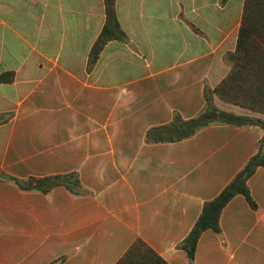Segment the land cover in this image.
<instances>
[{"label": "crops", "instance_id": "obj_1", "mask_svg": "<svg viewBox=\"0 0 264 264\" xmlns=\"http://www.w3.org/2000/svg\"><path fill=\"white\" fill-rule=\"evenodd\" d=\"M244 0H116L122 39L96 62L103 0H0V173H74L82 191H23L0 177V264H116L137 241L166 264H264V167L200 235L205 202L257 152L264 129L210 125L148 143L197 116L225 78Z\"/></svg>", "mask_w": 264, "mask_h": 264}, {"label": "trees", "instance_id": "obj_2", "mask_svg": "<svg viewBox=\"0 0 264 264\" xmlns=\"http://www.w3.org/2000/svg\"><path fill=\"white\" fill-rule=\"evenodd\" d=\"M103 1L106 14L105 24L91 47L90 65L96 62L108 41L123 38L115 15L116 0ZM224 59L230 66V70L213 91L206 92L202 111L188 120L175 115L169 124L148 130L146 142L181 141L210 125H230L240 128L257 125L264 129V120L226 112L217 108L213 103V97L216 96L226 104L264 116V0H244L236 48L234 52L227 53ZM258 167H264V136L258 143L257 152L232 181L214 199L203 204L193 228L178 246L186 253L190 262L193 261L196 244L202 232L211 230L217 233L219 231L222 209L234 196L242 195L250 207H256L250 198L246 181ZM0 177L14 183L23 191H39L48 194L57 187H64L73 194L82 191L79 179L74 173L27 180H19L1 173ZM116 264L166 263L144 243L137 241Z\"/></svg>", "mask_w": 264, "mask_h": 264}, {"label": "rangeland", "instance_id": "obj_3", "mask_svg": "<svg viewBox=\"0 0 264 264\" xmlns=\"http://www.w3.org/2000/svg\"><path fill=\"white\" fill-rule=\"evenodd\" d=\"M213 103L214 105L219 108L220 110L226 111V112H231V113H235V114H239V115H245V116H253V117H257L259 119L264 120V116L260 115V114H254L248 110L230 105V104H226L224 102H222L220 99H218L216 96L213 97Z\"/></svg>", "mask_w": 264, "mask_h": 264}]
</instances>
